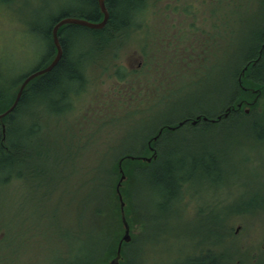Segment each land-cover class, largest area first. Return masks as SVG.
Segmentation results:
<instances>
[{"label":"rangeland","instance_id":"374dc122","mask_svg":"<svg viewBox=\"0 0 264 264\" xmlns=\"http://www.w3.org/2000/svg\"><path fill=\"white\" fill-rule=\"evenodd\" d=\"M133 1L131 26L113 37L69 31L78 77L32 95L11 120L8 141L21 153L8 183L0 156V264H80L112 252L118 239L106 231L118 219L108 201L99 214L93 201L101 183H117L113 163L123 153L150 157L141 147L163 122L219 113L264 23V0ZM91 7L0 0V102L9 104L23 77L44 65L54 19H87ZM244 128L189 132V143H171L167 159L183 161L175 173L185 178L172 193L163 194L149 172L157 161L138 166L130 191L140 211L131 210L126 264L184 263L236 245L244 264L264 262V140Z\"/></svg>","mask_w":264,"mask_h":264},{"label":"trees","instance_id":"16d2710c","mask_svg":"<svg viewBox=\"0 0 264 264\" xmlns=\"http://www.w3.org/2000/svg\"><path fill=\"white\" fill-rule=\"evenodd\" d=\"M109 6V19L105 25L104 28L100 30H93L86 27L78 26V25H65L61 27L59 30L60 33V42L63 47V56L61 57L60 61L56 64V66L47 74L42 75L33 81H31L27 87L25 88L23 95L15 108V110L7 115L4 118V122L10 118V121L6 124V132H5V143L1 142V136L3 134L1 133L0 129V156L5 161L3 165V170H6L8 174H10L13 169H15L16 164L15 163V157L18 155L17 153H21V150L16 144L10 143L9 139V132L12 128L11 120H13V117L15 113L22 107H24L27 104L28 98L32 95L41 94L45 90H50L52 92V89H55V84H62L65 83V85H68L70 81L75 80L78 77L76 65L71 64V61L69 59L71 54V49L73 48L72 45L69 47L70 42L67 40V34L69 31L73 30L71 32L75 33L74 30L78 29H88L91 30V33L96 36L97 38H107V37H113L114 34L117 32L122 31V29L125 27H130V21L134 17L135 8L137 9L135 3L133 0H108ZM89 5H91L92 10L91 13L86 17L88 20L93 22H98L102 19V14L100 12L98 0H88ZM135 5V7H134ZM137 11V10H136ZM70 17L69 15H61L60 17H57L54 19V21L49 25L47 31L45 32V36L50 44V55L47 57L43 67H46L49 65V63L53 60L55 56V46L52 40V28L62 18ZM78 18V17H77ZM86 19V18H84ZM257 34L255 35L254 41H253V48L251 49L249 55L246 58L245 64L233 75V81L232 83L228 82L227 90L228 93L231 94V101L223 107V109L217 113L214 116H211L209 114H198V116L201 117H207L209 120L204 121L200 120L196 125H192L191 121L196 119L195 117H186L183 119H180L176 122H163L159 125L157 131L152 135L154 137L158 134V130L162 129V134L159 136L157 141H154L152 144L154 145L156 151H157V158L152 160L150 163L144 162L141 160L140 156L141 154H130V153H123L118 157V161L114 162L111 167V172L113 171V174L116 175V182L113 186H109L108 188L101 183L100 188L101 189V195H99L98 198H95L93 201L94 203V209L96 213L103 212V208H105L106 203L109 211L112 214H115L117 217V224L116 228H112L109 232L106 231L107 237L110 236L112 238L117 237L118 242L117 244L112 246V252H111V246L108 247L103 251L101 257L94 255L93 257H88L86 261L80 264H91L93 261V264H99L100 260H102L103 255H106V258L104 259L103 263L108 264V262L116 255L117 245L121 240V237L124 233V228L121 220V211H120V202L119 197L116 191V186L119 182V179L121 177V174L119 172V162L122 161V167L124 170V173L127 177V179L124 181L120 191L123 196L124 202L126 204L125 206V214L127 221L132 228V217H131V210L136 211L139 210V207H134L133 200H134V193L130 191V187L132 182H134L133 177H137V173L140 172V167L142 168L146 167L147 165H150L154 162H156L155 166L158 165L157 169L149 171L154 174L155 181L157 183V186L160 188L163 194L166 195L167 191H170L169 193H172L173 191L178 190V183L184 182V177H179L175 173V168L180 169L183 168V161L180 160L179 163L175 162L172 163L167 158L171 154L170 145L176 140H179L181 142V139L186 141V143L190 142V138H187V134L191 132L194 134L199 133H213V132H225L229 128H233L235 126L239 128H244V126H247V129L253 131L255 134L254 136L260 139L264 140V23L261 25V28ZM75 35V34H74ZM101 41V40H100ZM248 66L247 70L245 71L244 75H241L243 69ZM241 77V81H240ZM25 77H23L22 81ZM32 82H35L32 84ZM20 86L17 87L13 97L11 98V101L9 104H3V102H0V113L5 112L14 102L16 93L18 92ZM66 89V88H65ZM254 90H258V92H254ZM65 91V90H64ZM65 94V92H64ZM216 99V98H215ZM261 99L263 102L260 104ZM1 100V98H0ZM238 103H242V107L238 108ZM231 107L232 109L227 112V116H224L226 113L227 108ZM250 108L249 113H245V108ZM259 108V111L257 109ZM218 116H221L220 120L215 121V123H218L221 125V129L217 130L215 127L213 128L212 125V119H217ZM180 122H184L182 126H179ZM170 126L176 127L175 129L171 130L169 129ZM185 131V134L182 136L181 134ZM182 132V133H181ZM249 132V133H250ZM150 137L148 141L145 143V145L141 148L144 149L145 155H152V152L148 148V143L152 139ZM7 143H10L7 144ZM8 146L11 147V152L7 153L6 151H1V146ZM178 154V153H177ZM131 157V158H129ZM18 159H21V157H17ZM134 164V166L131 165ZM162 165V166H161ZM147 172V171H145ZM112 174V173H111ZM183 181V182H182ZM182 186V185H181ZM112 187V188H111ZM111 188V189H110ZM176 188V189H175ZM110 189V192L108 194V190ZM173 189V190H172ZM168 194V193H167ZM108 195V196H107ZM115 201V202H114ZM131 208V209H130ZM112 217V215H111ZM224 237H228L226 235L225 230L223 229ZM111 238V239H112ZM108 245V244H107ZM127 245V243H123V247ZM217 247V246H216ZM231 250L220 248H214V249H207L203 252H201L199 255L196 254L190 258H188L184 263H176V264H244V258L240 248L238 245H236L233 253H230ZM122 249V256L123 260L120 264H126L127 260H124V255ZM100 254V253H99ZM98 254V255H99ZM100 254V255H101ZM241 255V256H239ZM241 258V259H238ZM102 264V263H100ZM256 264H264L262 260L258 261Z\"/></svg>","mask_w":264,"mask_h":264},{"label":"water","instance_id":"95a60500","mask_svg":"<svg viewBox=\"0 0 264 264\" xmlns=\"http://www.w3.org/2000/svg\"><path fill=\"white\" fill-rule=\"evenodd\" d=\"M98 4H99V8H100V12L102 14V19L98 22H93L90 21L88 19H84V18H77V17H66V18H62L59 21H57V23L53 26L52 28V40L55 46V56L53 58V60L49 63V65H47L46 67L40 68L36 71H33L32 73H30L29 75H27L24 80L22 81L17 95L15 97V100L13 102V104L3 113H0V121L2 123V132L4 134L5 137V132H6V126L5 123L3 122V119L9 115L10 113H12L15 108L17 107L23 92L25 90V88L27 87V85L33 81L34 79L47 74L48 72H50L55 66L56 64L60 61L61 57L63 56V47L62 44L60 42V33L59 30L61 29V27L65 26V25H78V26H82V27H86L89 29H93V30H100L102 28L105 27L108 19H109V11L108 8L106 6L105 0H98ZM248 66H246L241 75L245 74V71L247 70ZM240 81H241V77H240ZM254 92H258V90H254ZM238 108L242 107V103H238ZM232 108L229 107L226 110V113L224 114V116H227V112H229ZM245 113H249L250 108H245L244 109ZM204 120L207 121L209 120V118L207 117H201V116H197L196 119L191 121L192 125H196L200 120ZM221 116H218L217 119H212V122H215L217 120H220ZM184 124V122H180L179 126H182ZM176 127H172L170 126L169 129L173 130ZM162 134V129L159 130L158 134L155 135L154 137H152V139L149 141L148 143V147L149 150L152 152V155L150 157H142L141 160L147 163H150L152 160L157 158V151L154 147V145L152 144L154 141H157L159 136ZM131 158V157H129ZM119 172L121 174V177L119 179V182L116 186V191L119 197V202H120V211H121V220H122V224H123V228H124V234L120 240V242L117 245V250H116V255L108 262V264H120L123 260V256H122V247H123V243H129L131 241V228L130 225L127 221L126 218V214H125V202L123 199V196L121 194V187L124 183V181L127 179L123 167H122V161L119 162Z\"/></svg>","mask_w":264,"mask_h":264},{"label":"flooded vegetation","instance_id":"af4514ba","mask_svg":"<svg viewBox=\"0 0 264 264\" xmlns=\"http://www.w3.org/2000/svg\"><path fill=\"white\" fill-rule=\"evenodd\" d=\"M105 3H106V6H107V8H108V6H109V1L108 0H105ZM184 33H179V37H181V35H183ZM170 41H174V40H170ZM174 45V44H173ZM174 46H173V50H174ZM8 121H10V118H9V120ZM8 121H6L7 123H8ZM7 123H5V125L7 124ZM0 127L2 128V123L0 122ZM1 133L3 134V132H2V129H1ZM5 137H4V134H3V136H1V142H3V143H5ZM1 151H3V152H7V153H10L11 152V147H9V146H1ZM14 178V174L13 173H11L10 175H8V177L7 178H4L3 179V182H6V183H8V182H10L12 179Z\"/></svg>","mask_w":264,"mask_h":264}]
</instances>
